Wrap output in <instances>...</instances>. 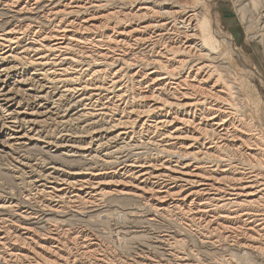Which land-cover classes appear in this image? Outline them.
<instances>
[{"label": "bare ground", "instance_id": "obj_1", "mask_svg": "<svg viewBox=\"0 0 264 264\" xmlns=\"http://www.w3.org/2000/svg\"><path fill=\"white\" fill-rule=\"evenodd\" d=\"M197 2L0 0V146L27 151L36 142L93 163L70 171L43 166L38 175L30 168L28 184L45 202L43 213L107 212L114 195L138 199L149 222L175 212L203 235L201 245L264 260V139L246 116L252 111L239 106L241 82L222 75L219 40ZM248 4L255 14L249 36L264 44V0ZM22 95L31 112L18 109ZM48 119L55 132L43 136ZM37 215L21 217L33 223ZM8 221L0 219L5 264H201L179 250L187 235H158L161 257L124 259L122 236L114 248L89 229L64 228L63 219L40 234L30 224H17L19 233ZM231 254L226 264L236 263Z\"/></svg>", "mask_w": 264, "mask_h": 264}, {"label": "rangeland", "instance_id": "obj_2", "mask_svg": "<svg viewBox=\"0 0 264 264\" xmlns=\"http://www.w3.org/2000/svg\"><path fill=\"white\" fill-rule=\"evenodd\" d=\"M236 2H237L236 0H198L197 3L198 4L200 3V4L198 5L197 10H198V13L200 11V14L208 20V27L210 28V31H212L213 34L216 35L217 40H219V44L215 45V47L217 49L220 48L219 49V61L217 59H216V61H218L219 64L222 62L220 65L219 64L218 65H219V68L222 72V75L225 76V77L224 76L223 77L227 80L228 79L229 80H235L236 79L239 83L241 82L242 90H241V95L238 97L240 99V100H238V101H240L239 106L241 104L245 106L244 112L246 111V112L250 113V110L252 111L250 114H247L246 116H247L249 121L251 120L250 124H253V126L255 125L254 129L256 128L255 129L256 132L260 133V135L263 136V139H264V44L260 41L259 38L252 39L249 36L250 33L248 32V30L246 28L248 26L249 21L252 23L255 22V20H253L254 18L251 19V17H254L255 14L254 15L252 14L254 12H253L251 6L248 4L249 0H242V1L240 0V1H238L239 4L238 3L236 4ZM241 6H243V7H241ZM241 8H243V9H241ZM242 14H245L244 15L245 17L247 16L246 21H244V22L242 20ZM224 37L225 38L227 37V38L225 39ZM228 42L233 44V46L235 48H238L237 50L239 52L233 48H230L228 45ZM217 46L218 47L220 46V47L218 48ZM222 66L223 67L225 66V67L222 68ZM226 66H227V68H226ZM243 92H244V96L242 95ZM22 97L24 98L26 96L22 95L19 98L22 100ZM28 105H29V102L26 98L25 100H22L21 107H18V109H21L25 112H31V108ZM14 106H18L17 101L15 102ZM239 113L241 115L243 113V111H240ZM252 119H253V122H252ZM48 121L49 122H47V123L45 122L44 123L45 125L43 124V126H42V130L44 131L43 136H45V135L49 136V133L51 134V133H53L52 131L55 130L56 124L53 121L51 122V120H49V119H48ZM81 125L82 124L79 125L78 130H82L80 128ZM0 139L2 141L4 139V135L0 136ZM79 144H81V145L84 144V141L79 142ZM41 146H43V145L41 144ZM44 150H47V151H44ZM53 150L54 149L48 150L47 148H40L39 144H36V142H33L27 151H23V150L22 151L21 150L20 151H13L10 149H5V148L0 146V204L4 203L6 205H8V204L11 205V207H7L8 209L0 208V213H2V214H0V219L2 217H4V218H6V220H10V221H8V223H10V224L12 223V225L15 223L16 224L15 226L18 227L17 230L19 233H21L20 232L21 230H19V226L26 225V224H30L32 227H34L36 232H38L39 234L44 233L47 231L46 229L49 227L50 223L54 222L53 221L54 219H63L64 222L65 221L67 222V223H64L67 225V226L64 225V228L70 227L72 229V231H74V232L75 231H82L83 229L84 230L89 229L88 231H90V232L93 231L94 233L96 232L95 234L99 235V237H101V236L105 237L103 240L106 241V243L112 242V240H113L114 245L112 244L113 242L109 243V244L114 246V248H115V244L118 248H120V246H121L120 242H123L122 241L123 238H121V236L124 237L125 238L124 244H123L124 245V256H125L124 259H126V258H130V257H134L137 253L139 254L141 252H144L146 254L150 253L151 255H153L154 253L157 252V255L154 254L156 256H158L162 252L158 256V257H161V255L163 254V249L156 242L157 239H155V238H157L158 235L167 232L173 236L178 234L177 236L182 237V238L187 235L185 238H183L184 242L181 243V249H179V250L181 252H185L188 255L187 257L190 256V258H191V256H192L191 259L195 262L200 260L201 264H207V261H209L208 264H210V263L217 264L216 263L217 261H218V263L221 261V256H225V257L224 258L222 257V261L219 264H223V263L226 264L231 253H233L234 256L236 257L235 258L236 259L235 264H243V263L244 264H248V263L249 264H257V263L258 264H264V260H263V258L261 260V257L258 258V257L252 256V255H247V256H249V257H247L246 254H243L242 252L241 253L237 252L236 250H231L228 252L225 250H221L220 251L221 253H220V252H218L219 249H216V248L215 249H209L207 246H204V244L201 245L202 243H199V242H201L203 240V235H200V236H199V234L195 235L194 232H192V230L190 231V228L184 222H182V221H184L182 219L183 215L181 217V215H179V214L176 215L175 212H172V214H171V212H166L165 214L163 213L162 215L155 217L154 222H149L147 220L146 215H145L146 213H145L144 209L141 208V207H144V205L140 206L142 204V200L140 201L138 199H129L130 200L129 201L128 199H121L120 196L114 195L113 197H110V199H108V202H109L108 204H112L111 207L107 208L108 213L106 211H103L102 209H99V210L93 209L92 210V209H89L87 207H86V209L84 208L83 210H81V212H82V213L80 212L81 214L77 211V209H75L73 207H71V208L68 207L67 210H70V212L67 211V212H63V213H59V214H57L56 212H53L54 213L53 214L51 211L50 212L46 211V213H43L44 205L42 206V204H45V202H43L42 198H40V196L37 194L36 189L34 187L31 188V186L28 184L27 176H28V171L31 170L30 168H32V169L36 168L35 172L38 175V174H40V171H41L43 166L56 165V166L61 167L62 169L66 170V171L78 169L81 167L82 168L93 167V163H87V161H84V159H81L79 157L67 156V155H64L63 153L61 155V152H63V149L60 152H56ZM152 152H154V153H152ZM64 153H66V152H64ZM150 153L153 156H156V150L148 151L149 155H150ZM25 154H26V156H25ZM27 156H28V158H27ZM40 158L42 160L39 161L40 162L39 163L38 160H40ZM71 158H73V159H71ZM18 161H20V162H18ZM27 162H32L33 164H35V166L27 168V165L25 164ZM81 162H82V164H81ZM23 171H25V172H23ZM22 175H23V177H22ZM24 179L26 180V182L24 181ZM113 180H114V178H113ZM114 181H118L117 178ZM26 188H27V190H26ZM23 196L26 198H24ZM31 196H33V197H31ZM35 196H37V197H35ZM30 199L31 200L33 199V200L31 201ZM109 200H112V201H109ZM18 201H19V204H18ZM20 201L23 203H21ZM35 204H37L38 206ZM40 206H42V207L39 208ZM119 206H123L124 210H122L123 207H119ZM12 209H14L15 211ZM36 209H37V212H36ZM40 209L42 211H40ZM73 210L76 213H74ZM22 211L23 212H25V211L29 212L30 211V212L35 213V215L38 214L37 218L38 217L39 218L34 219L33 223H29V221H27V220L25 221V219L23 217H21L22 213H23ZM128 211H131L132 213L130 212L129 214H127ZM14 212H16L17 214ZM113 212H115V213H113ZM117 212H119V213H117ZM40 213H41V215H40ZM169 213H170V215H169ZM121 214H122L123 218L121 217ZM173 214H174V216H173ZM83 215H85V216H83ZM160 216H162V217H160ZM52 217H53V219H52ZM45 218H47L46 219L47 221L45 220ZM50 219H52V220H50ZM67 219H68V221H67ZM170 220H171V222H170ZM69 221H70V223L72 222L73 224L68 223ZM47 223L49 225H47ZM114 223H117V226L119 229L114 225ZM119 226H124V234L122 232H120ZM41 227L45 230L41 229ZM95 228L98 229V231ZM181 228H183V230ZM94 229L96 231H94ZM116 229H118V230L116 231ZM187 229H188V231H187ZM160 231H161V233H160ZM174 231H175V233H174ZM186 231L188 233H186ZM113 232L116 233V234H114V236H113ZM189 233H190V235H189ZM191 233L194 235V237ZM180 234H182V235H180ZM119 235H120V237H119ZM188 235H189V237H188ZM150 236H153V237H150ZM102 237H101V239H102ZM195 237H197V238H195ZM152 239L154 242H152ZM117 240H118V242H117ZM192 240L195 241L194 242L195 244L193 243ZM185 241H188V242H185ZM151 243H153V244H151ZM191 243H193V244H191ZM146 244H148L147 245L148 247L145 246ZM153 245H154V247H153ZM192 245H194V246H192ZM183 246L185 248H183ZM150 247L152 248V250ZM182 248L184 249V251ZM141 250H143V251H141ZM153 250H154V252H153ZM205 250H208V251H205ZM187 251H190L191 253L189 252V254H188ZM216 251H217V253H214ZM192 252H193V254H192ZM237 253H238V255H235ZM217 255H218V259H216ZM239 255H240V259L238 258ZM127 256H130V257H127ZM194 257H196V258L199 257V259L197 258V261H196V258H194ZM210 258L212 259V262H211ZM252 258H253V260H252ZM223 260H225V261H223ZM0 262L2 264H5L3 262V260L1 259V257H0ZM173 263L178 264L177 261H173L172 264Z\"/></svg>", "mask_w": 264, "mask_h": 264}]
</instances>
